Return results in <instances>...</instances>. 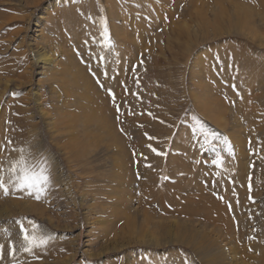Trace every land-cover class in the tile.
I'll return each instance as SVG.
<instances>
[{
	"label": "rangeland",
	"instance_id": "1",
	"mask_svg": "<svg viewBox=\"0 0 264 264\" xmlns=\"http://www.w3.org/2000/svg\"><path fill=\"white\" fill-rule=\"evenodd\" d=\"M98 1L0 0V166L24 148L48 158L52 181L40 200L0 192V264H264V0H146L165 10L147 16L129 1L124 28L140 41L120 47L124 73L114 87L101 85L130 154L129 189L115 178L116 149L97 143L78 161L64 148L77 134L84 141L83 126L56 121L82 118L80 104L65 108L42 64H30L38 31L51 26L95 68L88 51L112 24L90 13ZM237 5L258 35L239 25ZM97 74L101 84L108 71ZM202 81L225 105V126L200 110ZM86 126L93 141L98 128ZM29 220L51 235L32 253L20 250V222Z\"/></svg>",
	"mask_w": 264,
	"mask_h": 264
},
{
	"label": "bare ground",
	"instance_id": "2",
	"mask_svg": "<svg viewBox=\"0 0 264 264\" xmlns=\"http://www.w3.org/2000/svg\"><path fill=\"white\" fill-rule=\"evenodd\" d=\"M41 1L43 0H27L28 5L33 4L34 6L40 3ZM129 1L134 2V0H119V2H117L116 0H99L97 2L98 6L96 5L94 8L91 7L92 10L90 13L99 14V15L103 14L107 18H110V21L113 24L112 25L109 22V25L106 24L105 27H103L105 30H103L102 32L100 31V33L103 34L104 36L100 34L99 38H97L98 39L97 46L94 44L95 46H93L91 50L88 51L89 55L92 57V58L90 57L92 59L90 61H95V60L98 61V65L94 64L95 68L89 67L90 64H92L90 62H89L90 64H88L87 67H85L86 64L83 66V63H80L79 61L83 62L84 60L77 59L78 56L75 55L73 53V50L70 49L68 39H67V37L69 36H66V34H63V35L59 34L56 37L55 36L56 31L50 25L48 29H44L45 28L44 26L43 29L38 31V34L36 36L37 38L35 40L34 52L32 54L33 62L30 63L31 65H33L34 63L42 64L43 70H44V73L42 74H45L44 77H46V80L53 82L54 86H57L59 90L61 91V93L67 98V100L64 103L65 108L70 107L72 105L74 106L75 104L76 105L80 104V106H76V107L83 115L82 118H80V116L77 115V116H69V118L67 119L65 116L66 113H64V114H61L59 120L56 121L57 123H65V122L66 124L68 123L69 128L72 130L76 129L77 126H79V123L83 126L84 141L80 142L78 140L79 135L77 134L75 135L74 138L70 139V142L65 144L64 148L66 150H69L70 154L73 153L72 156H75L76 158L75 160H78V161H80L81 158L89 155V154L85 155L88 151L89 146L90 147L95 146V144L97 143L107 145L108 148L111 147V148L116 149L115 153H117L118 156L116 157L114 156L115 164H116L117 170H120L121 172L120 174H116L117 176H115V178L116 180L120 182V186H122L123 189L125 187L129 189L127 187L128 185L127 183H129L130 181V174H129L130 167L127 168L128 166L127 164L129 163L130 154L128 152V148L126 146L124 137L119 133L120 126L118 125L116 121L117 118H114V114H113L114 112L110 110L111 106L110 107L108 106L107 100L109 101L110 99L107 95L108 93H106V95H103L102 89L105 88L107 92L108 88L111 89L112 87H114L115 79H117L118 78L117 75L121 73L122 69L119 72L118 67L120 64L122 65V62H123L122 57H124V55L120 51V47L122 45L130 46L129 42L134 41V42L139 43L140 41V39H138L139 37L135 33L133 34L134 38H132V35H131V38H129L130 35L126 32L124 28L126 26L125 19H124L125 15L127 13H130V10L128 9H131V7L128 8L127 6V4H129ZM135 1L137 2V6L135 7V9L137 11H140L139 13L145 12L146 16L153 15L152 13L148 11L155 10V12L158 14L161 13L162 11L163 12L165 11V10L161 11L162 7L159 10L157 6L151 5L152 7H150L146 3H141L142 1L144 2L146 0H135ZM177 1H180V0H177ZM88 2L94 3L95 0H88ZM161 2L168 3L169 0H161ZM236 7H237V15H238L237 20H239V23L241 22L239 25H241L242 28L244 26L246 31L249 32V34L258 35L259 30L256 24L252 20L253 17H251L250 15H247V13L245 15H242L243 10H241V5H237ZM45 19L52 21L54 18L49 12H47ZM119 19L122 21V25H123L122 28H120L121 26L117 27L115 24V22ZM141 26L142 24H138V25L135 24L133 27L134 32H136L137 29L140 28ZM47 31H50V33L47 34L48 33ZM102 36L105 38V42H104L105 44H102L101 42L102 40H100ZM257 37L259 38V41L264 40V37L260 36V34ZM76 44L78 48L80 47L84 48L86 46V44L80 42V40H77ZM54 49L58 50L60 53V56L57 59H54L55 56L53 57L51 54V53H54L53 52ZM84 55H86V52H84ZM84 57H85V61L86 59L89 61L87 56H84ZM89 68H91V70ZM106 69L108 71V76L103 79V82L101 84H97L93 80L92 73L97 74L98 72L100 73L102 72L103 75L105 76L107 72ZM122 72L124 73V70H122ZM101 85H103V88ZM107 86L109 87L107 88ZM200 88L202 89V93H201L202 96L199 99L202 101H200L199 99H198L199 101H197V104L200 106L199 107L200 110H202L203 113L208 118L212 119L218 124H222L223 126H225L226 122H225V119H223V116L225 114L224 112L227 111L225 108V105L220 100V98L213 96L211 94L210 92L211 89L209 88L207 84H205V82L202 81V83L200 84ZM5 89L7 88L5 87ZM75 98L78 103L77 102L75 103L74 101ZM38 101L40 104L41 100H38ZM71 101H74V102L70 103ZM139 109H140V106L138 107L136 106L134 108V114L138 112ZM136 116L128 119V122H126L123 127L128 128L130 126H133L137 122L138 117ZM88 124L96 125L99 131L98 135L94 137L92 135L93 141L89 139L90 132L87 130V126H86ZM57 130L59 131V129ZM1 139L2 137L0 135V140ZM148 155H150V152ZM156 161L157 159L155 160V162ZM211 204L212 206H209L208 207L209 209H214L218 207L212 201H211ZM197 236H200V235H197ZM262 261L264 263V258Z\"/></svg>",
	"mask_w": 264,
	"mask_h": 264
},
{
	"label": "snow or ice",
	"instance_id": "3",
	"mask_svg": "<svg viewBox=\"0 0 264 264\" xmlns=\"http://www.w3.org/2000/svg\"><path fill=\"white\" fill-rule=\"evenodd\" d=\"M11 151L18 152L19 155L9 162L7 168L0 166V192L5 197L10 193L23 192L36 200L46 196L52 183L51 165L48 158L42 154L38 158L32 157L31 153L24 148H13ZM27 224L29 227H25L24 222H20L19 230L22 236L20 250L32 253L35 248L45 247L51 235L44 234L41 226L34 221L29 220ZM15 248V244H10L9 254L13 257ZM2 249L3 246L0 245V252Z\"/></svg>",
	"mask_w": 264,
	"mask_h": 264
}]
</instances>
